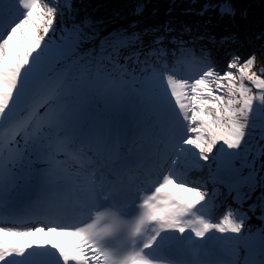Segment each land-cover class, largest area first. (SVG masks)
I'll list each match as a JSON object with an SVG mask.
<instances>
[{"label": "snow or ice", "instance_id": "obj_1", "mask_svg": "<svg viewBox=\"0 0 264 264\" xmlns=\"http://www.w3.org/2000/svg\"><path fill=\"white\" fill-rule=\"evenodd\" d=\"M215 7L235 15L229 0ZM65 8L0 0V218H41L0 219V264H264V230L247 228L257 208L264 219L255 53L220 70L201 48L199 74L179 78L170 62L192 52L181 38L169 49L166 35L121 32L88 48V19L53 35ZM129 109L134 123L102 115ZM218 184L240 205L261 195L217 218Z\"/></svg>", "mask_w": 264, "mask_h": 264}, {"label": "trees", "instance_id": "obj_2", "mask_svg": "<svg viewBox=\"0 0 264 264\" xmlns=\"http://www.w3.org/2000/svg\"><path fill=\"white\" fill-rule=\"evenodd\" d=\"M223 2L224 0H112L103 5L98 16L89 12L80 14L73 7L69 10L74 13L72 19H88L92 22L94 36L89 43L94 42L97 49L105 40L121 32H148L150 34L144 36L146 44L155 36L170 35L173 30H177L181 37H198L202 32L201 35H206L203 40L208 39L205 45L210 50L222 49L227 53L239 54L245 59L255 53V63L261 64L262 69L264 0H229L235 11V15L231 17L221 16L215 7ZM165 29L171 31L165 32ZM224 36H233L235 41L222 46L220 40ZM167 37L170 39L171 36ZM197 37L191 38L192 42H201ZM186 44L187 42L184 46Z\"/></svg>", "mask_w": 264, "mask_h": 264}, {"label": "rangeland", "instance_id": "obj_3", "mask_svg": "<svg viewBox=\"0 0 264 264\" xmlns=\"http://www.w3.org/2000/svg\"><path fill=\"white\" fill-rule=\"evenodd\" d=\"M110 1H112V0H107V1H102V0H58V3L60 5H62V2H63V4H69L75 10H77L80 14L85 15V13L89 12V13L95 14V16H98L99 12L103 8V5L108 4V2H110ZM101 3H103V4H101ZM69 11H70L69 9L65 8L64 16L62 17L59 14L57 16V24L55 26L56 32L53 34L56 39H59L60 32L64 30L65 25L68 24L70 22V20H72V18H73L72 16H69ZM201 33H200V35H198V37H197V35H194L191 37H189V36L181 37L177 30H173V31H171L170 35H167V36H171L170 39L168 38L169 41L167 43V47L169 49H173V47L174 48L176 47L175 45L173 46L171 44V42H170L171 40H173L174 38H181L184 42H187V44H186L187 46H184V47L192 50V52L187 57H185L183 59L180 58V53H179V51H177V53H176L177 61L170 62V66H174L175 73L178 75L179 78H185L187 76L188 77L191 76V77L195 78L199 74L200 64L198 63V58L200 57L201 48H203L205 51H207L211 54V57H212L213 61L215 62L218 69L223 70L226 67V62L232 53H227L226 51L224 52L222 49H220L218 51L210 50V48L207 45H205L208 42V39H204V40L201 39V36L203 38H205V35H201ZM196 37L198 40L200 39L201 42H197V43L192 42L191 38L195 39ZM85 47H88V48L95 47L96 48V46L94 45V42L87 44ZM243 58H245V57H243ZM260 70H261V64L255 63L253 71H256L259 73ZM245 83H247V81H245ZM253 91H255V89H253ZM101 107H103V106L101 105ZM125 111L130 112L135 117L134 113L130 109L129 110H121V111L104 112V113H102V115H103V118H105L107 120L111 121L112 120L111 117H113L114 120L118 119L120 121L121 117H119V116H120V114L125 113ZM261 143H264V141H262ZM246 171L247 170H245V172ZM192 175L197 179H200L201 177H203L204 180H207L208 169L205 168L203 170V172H195ZM213 187H214V185L212 184V182L207 181V190L209 192L212 191ZM215 187L218 190L216 197H215V199L217 201V212H216V214H218V212H219V215L216 216L217 218H219V216L222 215L225 211L230 209L231 206L232 207L236 206L237 208L242 207L243 210H247L248 205L253 203L254 201H256L257 198L261 195V190L258 189V191L253 193L251 200H248V201L244 202L243 205H240L239 202L235 201L232 198V195H229L228 189L225 186L218 184V185H215ZM224 191L226 192L225 194H223ZM257 194H258V196H256ZM23 203H24V199L22 201H20V203L18 205H22ZM249 215L251 216V219L247 223L248 230L253 232V233H259L260 230H264V219L261 218L262 214H261L259 208H257L254 215L251 213H249Z\"/></svg>", "mask_w": 264, "mask_h": 264}, {"label": "bare ground", "instance_id": "obj_4", "mask_svg": "<svg viewBox=\"0 0 264 264\" xmlns=\"http://www.w3.org/2000/svg\"><path fill=\"white\" fill-rule=\"evenodd\" d=\"M204 35H205V33H203ZM206 36V35H205ZM185 70V69H184ZM178 76V75H177ZM188 77V76H187ZM187 77H185V78H187ZM192 78H194V77H192ZM124 114H126V113H122V114H120V116L119 117H121V116H124ZM130 115V114H129ZM133 117V116H132ZM134 119H135V117H133ZM111 119L113 120V117H111ZM111 120V121H112ZM23 200V197H21V201ZM25 203V202H24ZM72 214V211L71 210H68V215H71ZM8 220H9V218H7L5 221H4V223H5V225L6 226H14V225H16V224H8Z\"/></svg>", "mask_w": 264, "mask_h": 264}]
</instances>
